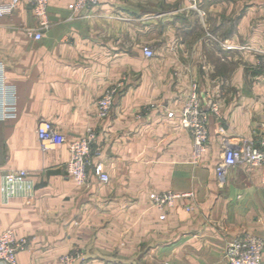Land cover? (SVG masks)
Segmentation results:
<instances>
[{"label":"crops","instance_id":"1","mask_svg":"<svg viewBox=\"0 0 264 264\" xmlns=\"http://www.w3.org/2000/svg\"><path fill=\"white\" fill-rule=\"evenodd\" d=\"M72 2L49 0L51 27L40 40L29 0L0 17V63L17 104L16 117L0 121V233L29 239L18 263L60 264L78 251V264H228L237 236L264 241L261 168L217 173L226 147L264 141V0H102L87 14ZM194 84L202 105L220 111L200 157L181 126ZM109 88L118 92L101 118L96 103ZM42 119L69 141L93 127L109 182L70 179L68 146L41 149ZM21 169L35 195L5 201L1 176ZM166 191L194 198L161 219L152 199Z\"/></svg>","mask_w":264,"mask_h":264},{"label":"built area","instance_id":"2","mask_svg":"<svg viewBox=\"0 0 264 264\" xmlns=\"http://www.w3.org/2000/svg\"><path fill=\"white\" fill-rule=\"evenodd\" d=\"M102 0H73L69 8L79 14L90 13ZM21 0H11L0 6V17L14 13L20 6ZM38 24L32 33L37 40L43 38L45 32L50 29L49 0H29ZM147 57H153L154 51L146 46L143 48ZM117 88H109L101 98L97 100L98 115L106 118L110 115ZM211 113L220 116L218 104L210 103L209 109L202 105L198 93V85L194 84L192 92L181 110V126L192 136L195 155L200 157L207 150L209 142L208 122ZM173 112L169 116H173ZM17 115L16 92L6 84L5 66L0 63V121L13 119ZM38 137L43 152L67 145L71 153L65 172L66 175L78 185H89L93 173L100 181L109 182L110 176L105 165L96 158L102 155L103 147L98 142V133L93 127H89L86 134L69 141L51 121L42 119L38 126ZM240 163H246L249 170L261 168L264 180V141L259 146L246 144L242 147L228 146L225 149L224 159L217 166V173L222 178L228 168ZM35 184L30 172L26 169L15 170L1 176V195L7 201L12 197L32 198L35 195ZM194 198V193H175L166 191L153 196V204L162 212L160 218H166V211L179 199ZM191 210V207H187ZM29 239L18 237L13 230H5L0 233V263L19 264L17 255L26 249ZM264 241L252 234L244 233L237 236L227 244L225 259L228 264H263ZM83 260L81 252H70L60 258V264H78Z\"/></svg>","mask_w":264,"mask_h":264},{"label":"rangeland","instance_id":"3","mask_svg":"<svg viewBox=\"0 0 264 264\" xmlns=\"http://www.w3.org/2000/svg\"><path fill=\"white\" fill-rule=\"evenodd\" d=\"M246 48H247V46H246ZM260 66H261V68H264V53L262 54L261 59H260Z\"/></svg>","mask_w":264,"mask_h":264}]
</instances>
